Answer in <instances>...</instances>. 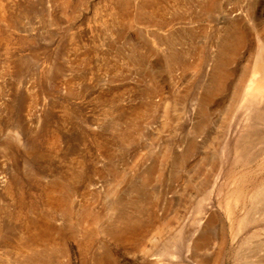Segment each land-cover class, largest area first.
Segmentation results:
<instances>
[{"label": "rangeland", "instance_id": "1", "mask_svg": "<svg viewBox=\"0 0 264 264\" xmlns=\"http://www.w3.org/2000/svg\"><path fill=\"white\" fill-rule=\"evenodd\" d=\"M208 1L0 0V264H264V0Z\"/></svg>", "mask_w": 264, "mask_h": 264}, {"label": "bare ground", "instance_id": "2", "mask_svg": "<svg viewBox=\"0 0 264 264\" xmlns=\"http://www.w3.org/2000/svg\"><path fill=\"white\" fill-rule=\"evenodd\" d=\"M210 4H211V0H209L206 5H210ZM109 12H110V15H111L113 21L121 22L123 20V13L121 12L120 6L113 5L110 8ZM238 42L239 41H236V42L235 41H228V42L224 43V45H223V47L221 49V56H220L219 62L213 68V72H212V78H213V81H214V87L215 88L219 89V88H222L224 86V78H225L224 75L225 74L223 72V69L221 71V68L224 67V64L231 58V56L236 51ZM217 67H220L219 71H218ZM262 77H264V73H263ZM257 82H258V80L255 79V78L249 79V81L247 82V92L249 90H251L253 88V86H256L255 84ZM245 90H246V88H245ZM51 202L53 204L55 203L54 200L51 201ZM128 231L131 234L134 233L135 230H134L132 224H130V225L127 224V226L125 228H120V229L115 230V232H116L118 237L124 236L125 232L127 233ZM30 238L32 240H38V241L39 240H44L45 238H47V233H45L42 229L37 228L30 235ZM205 241H206V237L203 236L201 242L204 243ZM194 245H195V247H197L198 243L196 242Z\"/></svg>", "mask_w": 264, "mask_h": 264}]
</instances>
